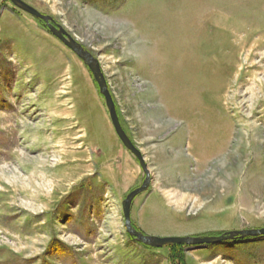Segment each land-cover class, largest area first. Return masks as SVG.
Wrapping results in <instances>:
<instances>
[{"label": "rangeland", "instance_id": "1", "mask_svg": "<svg viewBox=\"0 0 264 264\" xmlns=\"http://www.w3.org/2000/svg\"><path fill=\"white\" fill-rule=\"evenodd\" d=\"M99 62L150 174L147 235L264 227V0H23ZM144 173L86 65L0 0V264H264V235L148 247Z\"/></svg>", "mask_w": 264, "mask_h": 264}, {"label": "water", "instance_id": "2", "mask_svg": "<svg viewBox=\"0 0 264 264\" xmlns=\"http://www.w3.org/2000/svg\"><path fill=\"white\" fill-rule=\"evenodd\" d=\"M15 7L19 8L23 12L28 13L33 18L43 21L48 31L59 39L65 46H67L76 56L86 65L91 76L93 77L99 94L104 100L105 107L108 112V116L113 127V130L118 137L122 145L136 158L140 168L144 173V179L141 184L129 191L121 202L122 217L124 227L128 235L135 241L148 246V247H161L169 244H184L188 246L204 245L218 243L224 240L233 239L235 237H248V236H260L264 235L263 228L255 229H242V230H230L225 231L218 235H202V236H166L158 237L144 234L137 230L130 217V209L132 200L136 195L143 192L149 185L150 174L147 168V164L140 150L133 144L130 138L127 136L121 124L119 122L116 108L109 92L106 79L101 70L98 60L83 46L78 43L73 37L68 34L59 24H56L54 20L31 5L27 4L23 0H9Z\"/></svg>", "mask_w": 264, "mask_h": 264}, {"label": "trees", "instance_id": "3", "mask_svg": "<svg viewBox=\"0 0 264 264\" xmlns=\"http://www.w3.org/2000/svg\"><path fill=\"white\" fill-rule=\"evenodd\" d=\"M37 21H39L40 23H42L43 24V21H41V20H37ZM179 246V245H182V244H169L168 246H170V247H172V246Z\"/></svg>", "mask_w": 264, "mask_h": 264}]
</instances>
